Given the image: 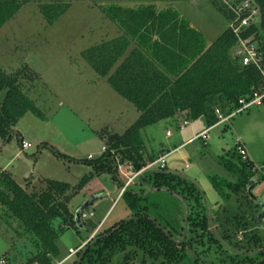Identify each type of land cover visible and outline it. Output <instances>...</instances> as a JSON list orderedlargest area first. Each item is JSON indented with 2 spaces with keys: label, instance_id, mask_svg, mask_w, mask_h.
I'll use <instances>...</instances> for the list:
<instances>
[{
  "label": "rangeland",
  "instance_id": "1",
  "mask_svg": "<svg viewBox=\"0 0 264 264\" xmlns=\"http://www.w3.org/2000/svg\"><path fill=\"white\" fill-rule=\"evenodd\" d=\"M111 2L123 6L134 3L133 0H74L58 19L48 24L39 3L28 1L0 27V67L12 71L27 65L38 74L29 95L45 117L27 112L12 128L9 140L0 136V172L6 171L26 188L39 186L44 179L75 186L84 176H90L68 205L73 213L96 191L103 188L106 192L86 209L93 215L83 219L84 226L72 228L69 224L58 236L53 264H76L80 249L76 247L106 213L100 229L85 243L97 232L131 216L124 200L117 198L119 186L115 180L103 171L96 174L92 167L105 144L99 133L103 130L106 134H122L139 116L134 104L119 95L82 56L84 49L99 42L98 35L111 31V23L108 24L110 21L100 6ZM232 3L244 4L240 0ZM159 7L171 8L189 18L205 36L207 45L228 27V20L216 1L166 0ZM233 112L227 121L216 124L205 136L196 139L190 137L208 126L205 117L161 120L141 131L146 152L157 156L167 153L165 170L191 180L198 189L196 199L188 189L180 190L184 199L178 212L179 235L174 238L179 240L185 235L183 246L187 256L176 264H259L264 260V253L261 254L264 214L260 215L264 206V106L253 104ZM21 141L30 146L22 148ZM239 143L256 169V185L251 193L247 191L250 183L237 192L230 191L225 180L235 182L237 178L217 159ZM110 153L113 159L117 155L123 165L132 161L122 157L121 148L111 149ZM145 159H148L146 155ZM113 163L115 166V159ZM117 177L126 180L120 173ZM212 177L220 182V190L229 194L228 197L215 189ZM133 186L138 187L136 183ZM180 186L184 184L181 182ZM173 197L176 198L165 191L156 193L153 199L161 207L155 212L161 214L164 209L172 208ZM202 216L207 219V225L204 223L201 230L194 232L192 228L196 222L197 226L201 224L196 220ZM3 219L11 220L0 207V251L9 246L15 257L9 264H25V259L34 255V248L15 222L11 220L9 226ZM13 228H19V233ZM70 248L77 251L70 254ZM162 259L159 256L154 264Z\"/></svg>",
  "mask_w": 264,
  "mask_h": 264
},
{
  "label": "trees",
  "instance_id": "2",
  "mask_svg": "<svg viewBox=\"0 0 264 264\" xmlns=\"http://www.w3.org/2000/svg\"><path fill=\"white\" fill-rule=\"evenodd\" d=\"M28 1H37L46 23L52 24L74 0H0V27ZM212 1L217 2L229 20L231 14L217 0ZM249 1L256 9L257 21H251L240 34L252 37L257 43L264 67V0ZM100 6L122 34L84 49L82 56L139 111L138 118L124 133L106 134L103 130L99 133L106 150L92 167L96 174H101L100 171L110 174L119 187L123 181L117 177L111 149L121 148L122 157L132 160L134 170L158 157L145 150L141 130L146 126L180 117L192 120L205 117L207 127H211L218 120L215 109L226 116L239 108L241 98L264 93V72L253 64L242 65L234 56L237 35L231 28L227 27L207 45L203 35L171 8L156 10L153 4L136 8L117 4ZM38 79V74L27 65L12 71L0 67L2 138L9 140L12 128L27 112L45 118L29 95ZM260 105L264 106V96ZM217 159L237 178L235 182L225 180L230 191L237 192L253 183L256 169L252 161L242 156L238 146ZM89 178L84 176L75 186L44 179L39 186L26 188L6 171L0 172V207L20 227L21 234L28 237L35 251L26 264H53L58 236L70 225L78 228L68 205ZM211 180L222 193L220 182L215 177ZM181 182L184 186H180ZM136 185L137 189L130 187L120 197L131 216L97 232L78 250L76 264H154L159 256L163 258L159 264H176L187 256L183 246L185 235L179 240L174 238L179 235L178 212L184 199L180 190L188 189L196 199L197 186L165 168L146 171ZM162 191L176 198L173 197L172 208L158 214L155 211L161 204L153 198ZM203 218H197L201 224L197 226L196 222L194 232L201 230L204 223L207 225V219ZM11 220L4 222L11 226ZM259 264H264V260Z\"/></svg>",
  "mask_w": 264,
  "mask_h": 264
},
{
  "label": "built area",
  "instance_id": "3",
  "mask_svg": "<svg viewBox=\"0 0 264 264\" xmlns=\"http://www.w3.org/2000/svg\"><path fill=\"white\" fill-rule=\"evenodd\" d=\"M217 1L231 14V18L228 20V27L231 28L233 32L237 35V46L234 51V56L240 60L242 65L253 64L264 72V67L261 63V52L258 49V45H256L255 41H252V37L249 36L242 37L240 34L242 30H245L247 29V27H249L251 21L253 22L257 21L255 18L256 9L253 7V5L250 3L249 0H240L244 4H239V5L233 4L232 2L234 0L232 1L217 0ZM263 96L264 93L263 94L255 93L254 96H252L249 99L241 98L239 100L240 106L239 108L235 109V111H241L242 109H245L253 104H260L261 98ZM233 113L234 112L225 116L221 113V111L218 108L215 109V114L218 118L215 125L227 121ZM180 128H183V126H181ZM207 131L208 130H205L196 134L192 139L205 136ZM29 146L30 144L25 143L24 141L21 142L22 148H27ZM237 146L242 156H246V150L244 149V147L241 146L240 143ZM105 150H106V146L103 145L102 152H105ZM166 156L167 153L164 155H159L157 158L147 163L145 166L141 167L138 170H134L133 165L131 163H126L127 165H123L119 163L118 157L116 155L114 159H115L117 175L118 173H120L124 177H126V180L123 181L122 185L118 188L117 198H120L128 188L133 186V184L138 183L140 178L144 175L146 171L164 168L166 164ZM88 158H91V155H88ZM91 215H93L92 211L87 212V210H85L81 214V218L83 220L86 219L87 217H90ZM76 251L77 249L76 250L70 249V254L75 253Z\"/></svg>",
  "mask_w": 264,
  "mask_h": 264
},
{
  "label": "crops",
  "instance_id": "4",
  "mask_svg": "<svg viewBox=\"0 0 264 264\" xmlns=\"http://www.w3.org/2000/svg\"><path fill=\"white\" fill-rule=\"evenodd\" d=\"M162 1H166V0H133V2L134 3H130V4H128V5H126V6H123V5H121V4H119V3H115V2H111V3H109V4H117V5H120V6H123V7H133V8H136V7H138V6H140V5H143V4H153L154 5V7L156 8V10H165V9H167V7H165V8H161V7H159V4L162 2ZM193 1H195V0H193ZM177 12V11H176ZM102 13L104 14V16H105V18L108 20V21H110V22H108V24H110L111 23V31H103L101 34H100V36L98 35L97 36V38H99V42H101V41H105V40H108V39H111V38H114V37H116V36H119V35H121L122 34V31H121V29L116 25V23L115 22H113L107 15H105V13L102 11ZM180 15V14H179ZM183 17V16H182ZM184 18L188 21V23L193 27V28H195L194 26L195 25H192V23H191V20L189 19V18H187L186 16H184ZM196 30H197V28H195ZM225 30V29H224ZM223 30V31H224ZM197 31H199V30H197ZM222 31V32H223ZM200 32V31H199ZM201 33V32H200ZM202 34V33H201ZM203 35V34H202ZM203 37L205 38V36L203 35ZM98 42V43H99ZM182 126V125H181ZM180 126V127H181ZM213 126H215V125H213ZM213 126H211V127H213ZM211 127H206L204 130H201V131H199L198 133H200V132H202V131H205V130H209ZM184 128V127H183ZM142 131V130H141ZM208 132V131H207ZM197 133V134H198ZM192 138H194V137H190V140L192 139ZM189 140V139H188ZM187 140V141H188ZM116 190H117V188H116ZM116 192V191H115ZM96 194H98L99 196H98V198H100L101 196H105L106 195V192H105V190L103 189V188H101L100 190H98V191H96ZM94 195H95V193H94ZM92 196V195H91ZM84 198H86V197H84ZM97 198V199H98ZM72 201V200H71ZM106 215H107V213H106ZM105 215V216H106ZM105 216L102 218V220L100 221V223L96 226V228L91 232V234H93L95 231H98V229H100V224H102V222H103V220L105 219ZM84 226V225H83ZM91 234L87 237V238H89L90 236H91ZM87 238L84 240V241H82V242H80L79 243V245L76 247V248H81L82 247V245L85 243V241L87 240ZM76 248H74V249H76ZM71 249V248H70ZM7 253V254H6ZM4 255V256H3ZM68 257V256H67ZM15 260V257L13 256V253H11L10 252V248H9V246H8V248L7 249H3V251L1 250L0 251V264H6V263H11L12 261L11 260ZM26 262H27V260L25 259V264H26Z\"/></svg>",
  "mask_w": 264,
  "mask_h": 264
},
{
  "label": "water",
  "instance_id": "5",
  "mask_svg": "<svg viewBox=\"0 0 264 264\" xmlns=\"http://www.w3.org/2000/svg\"><path fill=\"white\" fill-rule=\"evenodd\" d=\"M255 185H256V179H253V183L250 184L247 188L248 193H251V190ZM98 196H99L98 194H95L87 198L80 206H78V208L74 212V221L76 222L78 227L83 226L81 214L98 198ZM262 214H264V206H262L260 215Z\"/></svg>",
  "mask_w": 264,
  "mask_h": 264
}]
</instances>
